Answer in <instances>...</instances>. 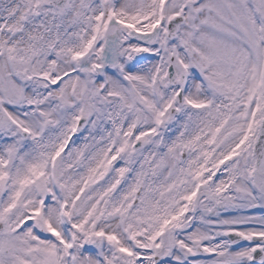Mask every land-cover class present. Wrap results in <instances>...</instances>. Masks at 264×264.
<instances>
[{
	"label": "snow or ice",
	"instance_id": "obj_1",
	"mask_svg": "<svg viewBox=\"0 0 264 264\" xmlns=\"http://www.w3.org/2000/svg\"><path fill=\"white\" fill-rule=\"evenodd\" d=\"M0 264H264V0H0Z\"/></svg>",
	"mask_w": 264,
	"mask_h": 264
},
{
	"label": "rangeland",
	"instance_id": "obj_2",
	"mask_svg": "<svg viewBox=\"0 0 264 264\" xmlns=\"http://www.w3.org/2000/svg\"><path fill=\"white\" fill-rule=\"evenodd\" d=\"M76 135H79V133H77ZM76 138V136H74L73 137V139H75ZM70 147L72 146L71 145V142H70V145H69ZM66 151H67V149H66ZM115 163V162H114ZM249 214H253V215H259L260 214V210H256V209H253V210H250V213Z\"/></svg>",
	"mask_w": 264,
	"mask_h": 264
}]
</instances>
